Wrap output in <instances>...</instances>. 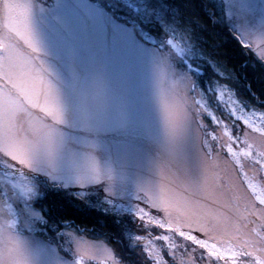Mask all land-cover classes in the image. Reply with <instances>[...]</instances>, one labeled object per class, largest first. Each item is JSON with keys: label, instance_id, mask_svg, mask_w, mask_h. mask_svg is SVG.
<instances>
[{"label": "rangeland", "instance_id": "rangeland-1", "mask_svg": "<svg viewBox=\"0 0 264 264\" xmlns=\"http://www.w3.org/2000/svg\"><path fill=\"white\" fill-rule=\"evenodd\" d=\"M213 1L240 45L264 63V0ZM30 2L33 30L59 43L51 62L64 120L57 126L61 136L30 149L29 168L17 169L0 152V222L11 221L27 237L32 264H126L104 238L66 223L46 229L38 202L55 193L115 216L128 253L152 264H188L193 230L218 241L226 258L197 249L194 264H237L232 252L239 248L264 249V110L216 77L203 78L185 35L148 33L146 22H137L141 0H123L115 17L101 15L93 0ZM18 28L28 35L23 15ZM0 47L11 48L17 71L24 69L30 49L2 19ZM95 76L104 84L100 118L86 124V98L87 110L96 111ZM6 83L17 92L32 86L26 78ZM183 91L188 106L173 136L165 115ZM5 100L23 111L0 83V106ZM39 115L32 109L25 119L35 125ZM246 264L255 261L249 257Z\"/></svg>", "mask_w": 264, "mask_h": 264}, {"label": "snow or ice", "instance_id": "snow-or-ice-1", "mask_svg": "<svg viewBox=\"0 0 264 264\" xmlns=\"http://www.w3.org/2000/svg\"><path fill=\"white\" fill-rule=\"evenodd\" d=\"M0 7L5 9L4 12L0 13V19L30 49L28 62L25 64L24 69L18 72V65L15 61L17 54L11 48L0 47V57H3L5 78L0 80V83H4L8 94L15 96L23 106V111H14L9 107L7 100L0 106V152L8 157L16 168L17 165L29 168L30 149L39 143H49L54 138L62 135L57 126L63 124L64 120L62 110L58 104L56 74L51 62L52 58L58 54L59 43L50 36L38 34L33 30L30 0H27L26 3H20L19 0H3ZM93 7L98 9L101 15L115 17L123 9L124 3L123 0H93ZM144 8L146 11L137 20L141 25L145 22H151L155 18V9L152 12L147 11L152 8V0H144ZM7 9H12L13 11L9 12ZM21 15L28 21L27 36L21 33L18 28ZM261 56L264 57V53H261ZM18 78L30 80L32 86L30 88L21 87L20 92H17L9 83H6L7 81L15 84ZM92 88L93 99L96 101V111L87 110L86 98V124L100 118L99 109L104 95V84L99 76L93 78ZM21 92L23 95L20 94ZM187 96L184 91L183 94L176 95L174 111L165 115L167 127L173 136L176 134L179 124L186 114L185 109L188 106L186 103ZM37 108L42 115L37 117L39 122L34 125L31 122V117H28V119H25V117L32 109ZM21 133H23L22 136ZM156 201L159 203L160 200L156 198ZM185 204L190 205V202L185 201ZM165 211L169 216H172L168 206ZM191 236L189 243L193 246L192 252L199 249L203 250L207 256H212V258L226 259L224 251L219 247L220 243L211 239L206 240L203 230L199 232L193 230ZM228 251H231V249H228ZM192 252L185 253V255L191 257L188 264H194ZM171 255L174 257L175 251ZM232 257L233 259L239 258L237 264H246L249 257L255 261V264H264V249L254 250V246L246 245L239 248L238 251L232 252Z\"/></svg>", "mask_w": 264, "mask_h": 264}, {"label": "trees", "instance_id": "trees-1", "mask_svg": "<svg viewBox=\"0 0 264 264\" xmlns=\"http://www.w3.org/2000/svg\"><path fill=\"white\" fill-rule=\"evenodd\" d=\"M140 8L143 14L146 11L144 0ZM153 9L155 18L144 27L148 33L168 30L185 35L195 55L199 56L203 78L216 77L231 87L241 100H248L264 110V63L247 53L233 36L219 5L213 0H152V8L147 11ZM211 66L226 77L217 76ZM38 205L44 209L46 229L50 232L54 227L61 229L66 223L87 236L104 238L126 264H152L142 254L128 253L115 216L60 193L46 195Z\"/></svg>", "mask_w": 264, "mask_h": 264}, {"label": "clouds", "instance_id": "clouds-1", "mask_svg": "<svg viewBox=\"0 0 264 264\" xmlns=\"http://www.w3.org/2000/svg\"><path fill=\"white\" fill-rule=\"evenodd\" d=\"M72 242L77 252V238L73 236ZM0 250L3 252L2 264H32L28 239L22 232L13 230L11 221L0 222ZM76 264H82V261L77 259Z\"/></svg>", "mask_w": 264, "mask_h": 264}]
</instances>
